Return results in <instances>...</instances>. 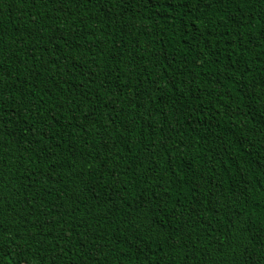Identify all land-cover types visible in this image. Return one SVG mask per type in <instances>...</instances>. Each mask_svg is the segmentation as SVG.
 Listing matches in <instances>:
<instances>
[{
    "label": "trees",
    "instance_id": "trees-1",
    "mask_svg": "<svg viewBox=\"0 0 264 264\" xmlns=\"http://www.w3.org/2000/svg\"><path fill=\"white\" fill-rule=\"evenodd\" d=\"M0 264H264V0H0Z\"/></svg>",
    "mask_w": 264,
    "mask_h": 264
}]
</instances>
